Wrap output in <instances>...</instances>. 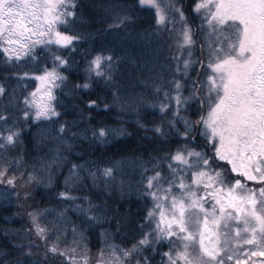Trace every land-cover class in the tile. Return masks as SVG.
Segmentation results:
<instances>
[{
	"label": "snow or ice",
	"instance_id": "obj_1",
	"mask_svg": "<svg viewBox=\"0 0 264 264\" xmlns=\"http://www.w3.org/2000/svg\"><path fill=\"white\" fill-rule=\"evenodd\" d=\"M121 33L149 43L121 47ZM95 34L117 42L83 48L78 63ZM142 61L139 94L122 95L120 66ZM0 65V197L14 196L28 218L27 243L0 251V264H264V0H0ZM94 86L111 102L101 109L89 97L79 121L62 120L61 97ZM133 102L156 117L136 122L146 145L72 161L78 139L131 135L92 122ZM65 167V189L37 202L36 190L50 192ZM117 192L143 201V214L112 208Z\"/></svg>",
	"mask_w": 264,
	"mask_h": 264
},
{
	"label": "trees",
	"instance_id": "obj_2",
	"mask_svg": "<svg viewBox=\"0 0 264 264\" xmlns=\"http://www.w3.org/2000/svg\"><path fill=\"white\" fill-rule=\"evenodd\" d=\"M91 2V0H88ZM86 13L89 10H85ZM143 16H147V13H143ZM198 23V21H197ZM101 25L98 23L93 25L92 27H85L82 31L93 32L95 28H99ZM144 28H149V24L147 21H144L137 27V31H141ZM122 40L120 41V46L123 47L125 45L131 46L135 45L136 50L139 51L141 46L147 45L149 43L148 38L141 39L136 37L133 33L132 35H126L121 33ZM116 38L109 34H95L94 38H89L87 44H81L78 47L77 53L74 54V59L80 63L82 60V50L87 47L89 49H99L101 47H105L109 44L116 43ZM55 48V45H53ZM67 54V53H65ZM37 55L41 61L44 59H48L50 63V55L44 49H38ZM144 59H151V57L145 56ZM31 66V65H29ZM0 67H3L0 65ZM82 67V65H81ZM5 73H0L3 75ZM76 72L73 71V77L76 76ZM147 75V71L143 68V61L141 62L140 67H136L130 64H122L120 66V71L118 74V83L121 87L122 95L133 96L137 95L140 92L139 80L144 79ZM80 76H83V73L80 72ZM12 86L15 87V83H12ZM36 87V82H32L27 91H32ZM22 91V89H18V92ZM26 94V93H25ZM79 99H70L68 97H61L63 102V107H58V111L65 113L61 119L67 120L71 124L72 121H79L80 116L77 115L81 109L84 108V105L89 97L93 99H98L100 101V107L103 108V103L105 101L111 102V94L107 89H103L101 87L94 86L93 89L89 92H82L79 94ZM20 99H23V96H20ZM76 104L77 107L73 108L72 105ZM151 109L140 108L139 112L136 111L135 103L133 102L131 107H128L121 111L119 106L114 107L110 112L99 111L93 113L94 120L93 124L103 123L113 127H124L128 133L131 135L120 137L116 140L110 138V143L106 145H98L92 144L87 140H77V148L75 152L71 155V159L75 163H83L84 161L93 160V161H108L111 159H119L122 156H128L132 154L133 149L137 148L139 145L148 143L147 140H141V137L145 135L142 130H139L137 127V120L143 121H151L156 117L151 114ZM22 118V113H18ZM87 115V112H85ZM79 128L86 127V124H79ZM75 130V129H74ZM36 129L33 128L32 132H35ZM90 135V133H89ZM26 136L30 137L31 133H26ZM79 153L80 155H76ZM71 165H68L70 167ZM68 167L63 169V174L61 175L59 171L55 174L54 185L50 192H45L43 188L36 190V201L40 202L43 198L45 201L50 200L57 193L63 191L65 189L64 178L68 173ZM88 186H91V181L88 182ZM69 191L72 195H81L82 193L79 191L73 190L72 185H69ZM93 193L97 192V189L92 190ZM95 200L96 197L93 196ZM103 199V197H100ZM31 203V201L29 202ZM45 207H54L55 202L53 200L52 203L45 202L42 204ZM110 206L112 208L119 207L121 213H130L132 218H136L138 215L143 214L144 203L143 201H138L135 195L131 197H126L121 200L119 196V192L110 200ZM28 226V218L26 214H24L23 210L19 208L16 203L15 197L13 196L11 202L5 201L2 197H0V251H7L12 244L15 243H27L26 239H24V235ZM24 231H21V230ZM91 244L95 249L97 246L96 234L93 233L90 236ZM114 243L120 244L123 242L122 236H117L113 241ZM167 250L166 246L161 249V251ZM160 259L159 256L156 257L158 261Z\"/></svg>",
	"mask_w": 264,
	"mask_h": 264
},
{
	"label": "rangeland",
	"instance_id": "obj_3",
	"mask_svg": "<svg viewBox=\"0 0 264 264\" xmlns=\"http://www.w3.org/2000/svg\"><path fill=\"white\" fill-rule=\"evenodd\" d=\"M249 184L251 183V182H248Z\"/></svg>",
	"mask_w": 264,
	"mask_h": 264
}]
</instances>
